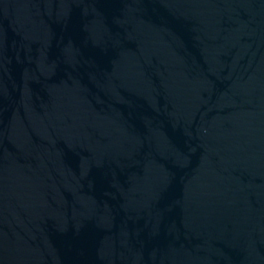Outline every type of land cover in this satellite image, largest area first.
Here are the masks:
<instances>
[{"label":"water","instance_id":"water-1","mask_svg":"<svg viewBox=\"0 0 264 264\" xmlns=\"http://www.w3.org/2000/svg\"><path fill=\"white\" fill-rule=\"evenodd\" d=\"M0 264H264V0H0Z\"/></svg>","mask_w":264,"mask_h":264}]
</instances>
